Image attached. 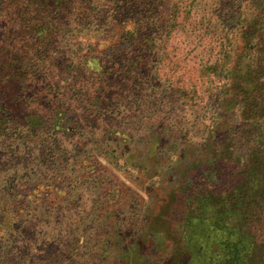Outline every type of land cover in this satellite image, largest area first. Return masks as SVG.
Instances as JSON below:
<instances>
[{
	"label": "rangeland",
	"instance_id": "obj_1",
	"mask_svg": "<svg viewBox=\"0 0 264 264\" xmlns=\"http://www.w3.org/2000/svg\"><path fill=\"white\" fill-rule=\"evenodd\" d=\"M29 3L0 0V62L11 42L33 59L15 61L24 82L0 83L17 124L0 132V264L221 261L223 234L186 223L182 192L196 170L229 185L225 144L244 158L261 142L229 134L247 124L245 96L264 103V0H72L43 51ZM247 231L261 264L264 221Z\"/></svg>",
	"mask_w": 264,
	"mask_h": 264
},
{
	"label": "trees",
	"instance_id": "obj_2",
	"mask_svg": "<svg viewBox=\"0 0 264 264\" xmlns=\"http://www.w3.org/2000/svg\"><path fill=\"white\" fill-rule=\"evenodd\" d=\"M29 1V4L34 6L32 8L33 13H36L39 19L34 22L30 19L28 20L27 15L30 9L25 8L24 11L23 9L21 10L23 15L22 22L27 24L26 29L29 32L26 35H31L34 46L43 51L46 47H49L59 25L63 23L59 15L67 9L72 0ZM261 19V14L255 16V24L260 22ZM257 35L258 32H256V27H254V32L246 34L245 37L250 43V39H256ZM262 36L264 37V34ZM7 45L8 48L3 50V58L6 56L7 59L0 62V71H3L0 83H6L11 81V78L16 77V84H20V79L24 82L23 79L26 77L25 73L27 72H23L22 74L15 72L13 75L15 61L17 60V65H23L26 62L31 64L33 59L26 52L21 54L19 50H16L17 47L14 43H7ZM20 51L23 50L21 49ZM261 52L264 55V44L261 47ZM250 67L252 68L253 65L250 66L248 63L246 65L247 74L251 72ZM17 69L19 68L17 67ZM247 97L245 96L242 102L243 110H238L242 111L241 115L246 119L247 124L238 134L232 131L229 135L234 143L240 140L244 144L245 138L248 139L249 135L252 137L253 134L257 133L258 137L261 138V142L255 143L249 140L244 144V158L236 156L231 151L232 146L226 147L225 144L228 152L223 153L222 161L226 160V163L230 162L233 172L229 176L231 178L229 185L223 188L217 183L221 179L218 176V172H216V183L214 184L208 170L202 173H198L196 170L189 175L191 182H185L186 187L183 188L182 192L185 199L188 195V201L186 202L188 209H186V214L184 215L186 223L211 220L213 222V229L224 236L220 239L223 252L220 251L216 255V258L221 261H217L216 259L217 262H214V264H220V262L221 264L257 263L256 259H254V251L260 246H258L257 241L252 239L247 230L250 228V225L257 223L260 219L261 222L264 221V103H261V106L256 104V102L245 105L244 101H246ZM1 103L3 112L0 115V132H3L8 123H12L15 126L17 124L12 121L8 122V118H6L8 106L3 102ZM228 104L226 103L225 105L228 107ZM228 111L229 109L227 113ZM244 132L247 134H244ZM220 147H224V144ZM218 153V149H215L211 155L214 161L219 157ZM235 159H239V163ZM198 179L211 183L207 184L205 190L199 192V186L194 182L198 181ZM261 264H264V241H261Z\"/></svg>",
	"mask_w": 264,
	"mask_h": 264
}]
</instances>
